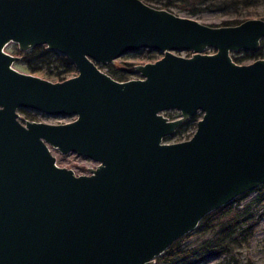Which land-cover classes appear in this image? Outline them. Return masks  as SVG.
<instances>
[{"label": "water", "instance_id": "95a60500", "mask_svg": "<svg viewBox=\"0 0 264 264\" xmlns=\"http://www.w3.org/2000/svg\"><path fill=\"white\" fill-rule=\"evenodd\" d=\"M263 37V17L209 24L145 0H0V264H154L264 183V57L232 56ZM10 43L44 44L77 73L19 70ZM141 48L162 55L134 63L137 77L101 69ZM196 113L189 137L167 141ZM50 147L97 164L75 173Z\"/></svg>", "mask_w": 264, "mask_h": 264}, {"label": "trees", "instance_id": "16d2710c", "mask_svg": "<svg viewBox=\"0 0 264 264\" xmlns=\"http://www.w3.org/2000/svg\"><path fill=\"white\" fill-rule=\"evenodd\" d=\"M158 4V7L170 9L179 6L187 13H197L203 9L228 10L235 13V18L225 21L237 23L246 18V9L259 4L264 0H145ZM152 4V3H151ZM156 6V5H155ZM261 17L264 18V15ZM264 48V41L256 50H250V55L234 57L236 61L242 58L260 56ZM148 51H150L148 49ZM247 52L248 50H241ZM22 58L19 63L25 65L32 73L42 72L48 77L62 79L75 70L72 61L57 50H49L44 44L34 46L26 51H20ZM119 67L115 63H108V72L117 79H127L134 73L131 62ZM23 111L27 112V109ZM185 124L181 125L178 133L182 132ZM170 136L166 137L169 139ZM256 193L247 201L241 202L251 192ZM251 191L238 195L234 200L219 206L206 213L196 226L197 237L189 240L194 234L188 232L173 241L155 259L154 264H194L199 260L214 255L228 256L231 264H252V259L246 253V260L241 262L236 254L248 244L259 217L264 213V183L259 184Z\"/></svg>", "mask_w": 264, "mask_h": 264}, {"label": "rangeland", "instance_id": "374dc122", "mask_svg": "<svg viewBox=\"0 0 264 264\" xmlns=\"http://www.w3.org/2000/svg\"><path fill=\"white\" fill-rule=\"evenodd\" d=\"M150 3L156 6L158 5L153 2H150ZM170 10L174 11L175 13L181 14V15H186V16L196 18L201 22H205L209 24H234L230 22L226 23L225 21H229L235 18L236 16L235 13L228 11V10H216V9H210V8L203 9L194 14L187 13L186 11L182 10L179 6H172L170 7ZM262 15H264V5L263 4L250 6L248 7V9H246V13H245V17H261ZM261 41H264V37L261 39ZM6 49L9 50L10 52L21 54L18 48L16 47V45L13 43L8 44ZM205 51L211 52L213 51V49L207 48L205 49ZM177 53L183 54V55H189L191 51L187 49H183V50L177 51ZM244 54L250 55V50H248L247 52L245 51L232 52L233 57L244 56ZM161 55L162 53L160 51H157V50L148 51V49L144 48L138 51H133L125 55H122L118 57L113 63H115L119 67H122V66H126V64H124L125 62H131V64H134L137 62L153 61L159 58ZM250 57L252 56L242 58L238 62H243V63L250 62L251 60L254 59ZM258 57H264V48L262 49V52L260 56ZM20 60L15 62V67L18 68L19 70L30 72L26 69L24 64L19 63ZM102 68L107 69L106 71L108 72V67L106 65H103ZM34 73L40 76L52 79V80H58V78L48 77L44 75L42 72H34ZM76 73L77 71L75 69L72 73L68 74L67 76H71ZM131 76L137 77L136 74L135 75L130 74L129 77ZM163 113L169 118H175L180 114L179 110L176 108L166 109L163 111ZM30 114H33L34 115L33 118L36 120H43V121H48V122H63V121L71 120L72 118H74V115H57V116L46 115L43 112H39V111L36 112V110H32V109H28L27 112L23 110L19 111L20 118L25 117V118L32 119ZM199 115L200 114H198L197 117H199ZM194 119L191 120L190 123L188 122L187 124H185L186 126L184 130H182V132L178 133V130L176 129L174 134H172L169 137L168 141L180 140L183 138L184 134L187 135L188 132H190L194 127ZM52 152L53 154L56 155L57 162L59 165H65V166L71 167L73 168L75 173H86L87 168L89 166H95L97 164V161L89 157L76 154L75 152H68V153L62 154L57 149H54ZM255 193L256 191L249 192L246 195V197L241 200V202L247 201ZM190 232H192V234L194 235H192L189 240H192L198 236L197 233H195L196 227ZM246 253H248V255L251 257L252 264H264V213L259 217L258 223L251 237L249 238L248 244L242 247L241 253L236 254V256L239 258L241 262H243L246 260ZM194 264H231V261L228 256H225L224 254H219V255H214L210 257H205Z\"/></svg>", "mask_w": 264, "mask_h": 264}, {"label": "flooded vegetation", "instance_id": "af4514ba", "mask_svg": "<svg viewBox=\"0 0 264 264\" xmlns=\"http://www.w3.org/2000/svg\"><path fill=\"white\" fill-rule=\"evenodd\" d=\"M141 49H144V48H141ZM141 49H138V50H141ZM138 50H135V51H138ZM150 51H151V50H150ZM129 53H130V52H129ZM132 65H134V64H132ZM132 74H134V75H135V74L138 75L135 71H134V73H132ZM131 77H133V76H131ZM131 77H128V78H131ZM27 110H28V109H27ZM36 112H38V111H36ZM198 114H199V113L194 114L193 116H191L190 118H188L187 120H185L182 124H187L188 122L190 123L191 120H193V119L195 118V119H194V127H195V125H196V121H197V119L199 118V117H197ZM30 115H31V118L34 119V118H33L34 115H33V114H30ZM178 116H179V115H178ZM199 116H200V115H199ZM182 124H181V125H182ZM181 125H180V126H181ZM180 126H179V127H180ZM179 127L177 128V130L179 129ZM194 127H193V128H194Z\"/></svg>", "mask_w": 264, "mask_h": 264}, {"label": "built area", "instance_id": "2783aa9c", "mask_svg": "<svg viewBox=\"0 0 264 264\" xmlns=\"http://www.w3.org/2000/svg\"><path fill=\"white\" fill-rule=\"evenodd\" d=\"M101 69H103L102 66H101ZM103 70L106 71L107 69H103ZM24 118H25V117H24ZM194 129H195V127H194L190 132H188L187 135L184 134L182 139H184V138L190 136ZM184 136H186V137H184ZM50 149H51V151H53L55 148L50 147ZM59 152H60V151H59ZM52 153H53V152H52ZM60 153H61V152H60ZM62 154H63V153H62ZM54 155H55V154H54ZM55 156H56V155H55ZM56 162H57V157H56ZM57 164H58V162H57Z\"/></svg>", "mask_w": 264, "mask_h": 264}]
</instances>
